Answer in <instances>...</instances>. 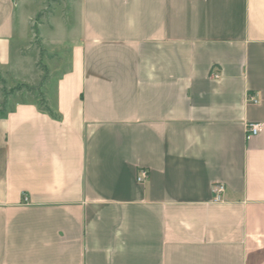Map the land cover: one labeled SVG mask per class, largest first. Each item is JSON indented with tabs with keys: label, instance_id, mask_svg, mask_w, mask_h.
<instances>
[{
	"label": "crops",
	"instance_id": "crops-1",
	"mask_svg": "<svg viewBox=\"0 0 264 264\" xmlns=\"http://www.w3.org/2000/svg\"><path fill=\"white\" fill-rule=\"evenodd\" d=\"M22 1L0 0L15 76L39 11ZM65 15L41 47L61 59L57 118L31 98L0 111V264H264V0H70Z\"/></svg>",
	"mask_w": 264,
	"mask_h": 264
},
{
	"label": "rangeland",
	"instance_id": "rangeland-1",
	"mask_svg": "<svg viewBox=\"0 0 264 264\" xmlns=\"http://www.w3.org/2000/svg\"><path fill=\"white\" fill-rule=\"evenodd\" d=\"M70 0H30L22 1L19 4L18 13L31 14L39 10L30 23V37L28 39V48L22 51L26 55L22 60L16 76L10 74L6 68L0 69V91H8L16 87L20 81L31 83L37 87L39 91L46 90L55 79L54 67L59 59V52L48 48L47 54L42 52L43 41L45 36H48L52 41H55L64 30L63 26H68L70 21L69 15H65L68 3ZM40 15V16H39ZM67 31V30H66ZM56 53L55 56L51 53ZM50 53V54H49ZM53 55V56H50ZM36 83V84H35ZM10 98V102H18L23 99H28L25 96L17 94L15 98Z\"/></svg>",
	"mask_w": 264,
	"mask_h": 264
},
{
	"label": "trees",
	"instance_id": "trees-1",
	"mask_svg": "<svg viewBox=\"0 0 264 264\" xmlns=\"http://www.w3.org/2000/svg\"><path fill=\"white\" fill-rule=\"evenodd\" d=\"M56 1V0H54ZM40 16V15H39ZM53 56V55H50ZM1 80V79H0ZM16 87H13L9 89L8 91H0V101L3 104L0 108L1 112H4V105L10 102V98H15L17 94L25 96L27 98H31V100L40 108V110L46 112L49 116L52 118H57V114L53 111V109L50 107L49 102L46 99V90L39 91L37 87H34L33 85H29L24 82H20L15 85ZM27 99H23L18 101L19 103L26 102ZM14 106L9 105V109L12 110Z\"/></svg>",
	"mask_w": 264,
	"mask_h": 264
},
{
	"label": "built area",
	"instance_id": "built-area-1",
	"mask_svg": "<svg viewBox=\"0 0 264 264\" xmlns=\"http://www.w3.org/2000/svg\"><path fill=\"white\" fill-rule=\"evenodd\" d=\"M248 101L250 102H256L257 99L252 96L248 95ZM260 131V124L259 123H249L247 126V133L248 135H256ZM147 171L146 169H140L137 173V181L143 182L147 177ZM224 191V184L222 183H214L212 185V192L214 194V200H220V196L222 192Z\"/></svg>",
	"mask_w": 264,
	"mask_h": 264
}]
</instances>
